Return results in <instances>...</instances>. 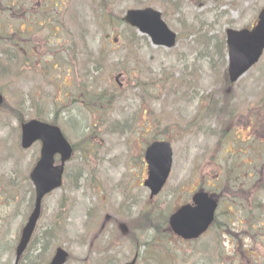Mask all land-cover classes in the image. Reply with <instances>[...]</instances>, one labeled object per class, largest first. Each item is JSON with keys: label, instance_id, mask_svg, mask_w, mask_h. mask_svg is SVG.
Masks as SVG:
<instances>
[{"label": "rangeland", "instance_id": "rangeland-1", "mask_svg": "<svg viewBox=\"0 0 264 264\" xmlns=\"http://www.w3.org/2000/svg\"><path fill=\"white\" fill-rule=\"evenodd\" d=\"M102 1H49L34 12L53 8L59 16L52 25L62 27V32L52 40L45 26L21 37L20 44L37 45L43 53L52 45L59 51L44 56L43 66H35L39 69L30 66L29 84L23 89L1 92L5 104L0 109V264L14 263L16 244L34 203L29 174L39 149H21V123L41 118L63 125L66 117L76 156L67 163L62 189L44 202L26 264H45L60 247L72 255L68 264H125L137 252L139 264H264V244L246 238L248 231L236 221L230 224L227 214L239 213L246 229L255 224L249 213L244 214L246 208L251 211L252 202L239 198L235 209L230 208L234 195L250 190L253 180L240 179L232 186L226 176L237 169L235 153L241 152L245 161L243 153L264 140V129L252 133L255 118L264 124V56L232 85L226 78L224 36L228 28L249 27L264 0H112V11L108 4L101 14L96 2ZM149 7L161 12L169 29L179 35L173 50L136 41L121 23L127 10ZM65 10L70 12L63 18ZM0 24L1 37L13 25L10 15L0 13ZM18 37L0 40V90L6 65L25 69L23 48L15 43ZM53 57L56 64L51 63ZM30 63H35L32 58ZM122 71L127 75L120 87L114 78ZM72 90L81 92L83 100L77 99L82 102L65 97ZM104 99H110L109 105L100 106ZM154 136L174 141L175 163L167 186L151 199L149 190L138 184L146 175L139 157L146 137ZM222 161H227L223 168L233 166L226 174L215 163ZM201 188L210 193L223 188L222 204L213 229L199 242H184L169 231L168 218ZM258 196L264 203V194ZM120 223L131 230L126 239L117 229ZM258 233L264 235V230Z\"/></svg>", "mask_w": 264, "mask_h": 264}, {"label": "water", "instance_id": "water-1", "mask_svg": "<svg viewBox=\"0 0 264 264\" xmlns=\"http://www.w3.org/2000/svg\"><path fill=\"white\" fill-rule=\"evenodd\" d=\"M260 27L252 32L249 36L244 35L249 41L238 42L242 34L233 32L228 33V45L230 48V75L231 80L235 81L241 74L249 70L252 65L256 64L264 50V11L261 13ZM161 15L152 9L128 12L124 19L132 27L147 34L157 46L164 45L167 48H172L175 43V35L166 28ZM1 104V102H0ZM23 145L28 147L33 140L41 139L45 144L42 161L37 166L33 174L36 180L38 196L37 207L40 204L41 198L49 191L55 189L59 183L61 168L52 169L53 173L46 172L50 169L51 160L46 154L60 152L64 156V160L71 155L70 147L64 142L61 134L55 129L49 128L46 125L32 121L30 124L23 126ZM147 161L150 164L149 178L145 182L150 188L152 195H156L169 175L171 166L172 150L169 144L155 143L147 150ZM52 164V163H51ZM197 207H183L172 218V223L175 232L185 239L197 238L210 226L213 220V212L216 209V203L206 200L202 195L201 199H196ZM38 211L31 218L30 222L37 219ZM62 259L55 261L54 264H61ZM133 262L132 264H135Z\"/></svg>", "mask_w": 264, "mask_h": 264}, {"label": "flooded vegetation", "instance_id": "flooded-vegetation-1", "mask_svg": "<svg viewBox=\"0 0 264 264\" xmlns=\"http://www.w3.org/2000/svg\"><path fill=\"white\" fill-rule=\"evenodd\" d=\"M50 0H16L15 17H20V20L26 24H32L34 21L44 20L40 18V14L32 11L33 5H47ZM29 4V7H28ZM9 11H12V5L9 4Z\"/></svg>", "mask_w": 264, "mask_h": 264}]
</instances>
